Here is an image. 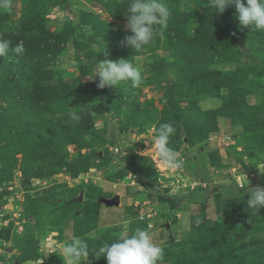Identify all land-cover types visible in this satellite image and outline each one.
<instances>
[{
    "label": "rangeland",
    "instance_id": "374dc122",
    "mask_svg": "<svg viewBox=\"0 0 264 264\" xmlns=\"http://www.w3.org/2000/svg\"><path fill=\"white\" fill-rule=\"evenodd\" d=\"M129 4L13 0L11 8H0L8 32H18L23 20L36 16L43 30L28 36L41 41L42 52L33 66L39 74L52 70L54 77L76 83L67 104L57 99L29 112L13 107L11 86L24 78L0 71V264H67L62 252L73 237L89 246L88 261L81 264H107L100 247L137 228L149 229L153 242L164 247L159 264H218L214 260L226 252L241 264H264V207L252 215L247 203L248 188L264 187V90L247 85L240 115L215 113L227 90L216 97L195 96L173 67L164 71L160 61L171 55L162 30L139 51L126 44ZM177 10L190 14L202 8L196 0H179ZM51 33L55 40L43 46L41 37ZM235 42L236 61L211 68L260 64L244 38ZM105 52L108 59L131 60L141 69L142 82L106 86L103 102L79 107L82 85L98 88V78L90 77ZM19 63L23 74L31 70L28 62ZM248 78L264 83V76ZM79 109L87 111L86 131L82 139L64 144L71 136L68 128L77 124L62 115ZM166 122L176 129L169 146L182 154L179 170H158L150 159L156 151L153 137ZM26 123L37 124L35 133H24ZM115 195L119 203L106 204ZM218 234L234 236L240 249L199 241ZM181 248L185 261L170 255Z\"/></svg>",
    "mask_w": 264,
    "mask_h": 264
},
{
    "label": "trees",
    "instance_id": "16d2710c",
    "mask_svg": "<svg viewBox=\"0 0 264 264\" xmlns=\"http://www.w3.org/2000/svg\"><path fill=\"white\" fill-rule=\"evenodd\" d=\"M169 1L174 4L171 7L170 3L167 4L171 16L162 32L165 34V49L170 51L171 60L165 62L161 60V67L164 71L173 67L181 78L185 79L189 85H192L195 96L216 97L220 95L221 89L227 90L226 96L222 99L220 109L215 113L230 116L240 115L238 109L244 102L245 91H247L244 89L247 88V85L252 86L253 88L251 89L256 91L257 89L264 90V83L248 78L249 75L264 76V30L258 31L250 26H240L235 15L236 7L234 3L228 5L223 13H219L211 7L209 0H196L201 5V12L185 14L177 10L179 0H165V2ZM5 16V13L0 11V36L10 40L13 47L22 43L25 48L23 54H16L10 49L5 56L0 57L1 72L6 73L7 77L11 79H16L17 76L20 77L19 79L24 78L23 82H15L11 86V91L15 92L13 107L18 110L33 112L57 99L64 100L67 104L72 94L76 93L73 88L76 83L65 80L58 75L54 77L52 70L39 74L36 67L33 66L36 65L35 58L37 59L42 52L40 50L41 41L36 43V37L31 36L32 33L28 36V33L33 30H43V24L33 20L36 16L29 15L26 18L29 22L23 20L18 32H8L2 26ZM107 35L110 36L108 33ZM55 37L52 33L41 37L43 46L47 40L54 41ZM237 38H244L248 42L253 53H255L254 55H257L258 59H260V64L258 66L252 64L248 67L236 65L233 70L211 68L216 63H233L236 61L238 51L235 39ZM25 61L30 64L31 70H27L23 74L17 68L20 65L19 62L23 63ZM12 65H14L13 71ZM159 68V66H156L158 72L160 71ZM54 78L55 80L48 82V80ZM82 88L84 90V98L79 105L77 103L79 107L82 106L83 108L86 101H97V103L104 101L105 92L102 89H98L89 83L83 84ZM75 113L79 116L78 120H73L70 114L62 115L66 120L70 118V121H74L77 124L76 127L68 128L71 136H66L64 144L82 139L86 131L87 111L79 109ZM214 118L215 116L212 117L210 123L215 122ZM85 120L87 121L85 122ZM88 123L90 124L91 121L89 120ZM36 127L37 124L31 126V124L26 123L25 128L27 130L24 133H35ZM51 142L53 146L55 145L58 148V139H53ZM72 201L76 203L73 198ZM201 239L199 240L200 242L210 247L214 245L226 247L231 252L240 249V247L236 246V240L232 235L218 234ZM185 244L192 245V242ZM170 255L172 257H178L179 255L182 258V256L187 255V252L184 248L177 251L171 249ZM183 260L184 258L181 259V261ZM214 261L218 264H241L230 252L222 253Z\"/></svg>",
    "mask_w": 264,
    "mask_h": 264
},
{
    "label": "clouds",
    "instance_id": "9594fccd",
    "mask_svg": "<svg viewBox=\"0 0 264 264\" xmlns=\"http://www.w3.org/2000/svg\"><path fill=\"white\" fill-rule=\"evenodd\" d=\"M235 4L236 18L240 26H250L255 30H264V0H209V4L217 12L223 13L230 4ZM13 0H0V8H11ZM126 30L131 34L124 37L128 46L136 51L148 46L158 30L166 28L171 16L170 9L165 0H130L127 10ZM235 34V33H233ZM11 49L16 54H23L25 48L22 43L12 46L11 41L0 36V57L5 56ZM104 52V50H103ZM92 80L98 78L97 87H117L121 82L130 81L133 87L142 82V71L131 60L121 58L118 60H100L95 66ZM73 120L79 116L70 113ZM172 123H162L153 137L158 157L162 165L168 170H179L184 165L180 151L169 146L172 135L175 134ZM264 172V171H261ZM248 208L252 215L264 207V187L248 188ZM187 223V217H185ZM164 247L153 242V235L149 229L137 228L131 235H121L115 242L105 244L99 249V257L105 256L107 264H159L164 258ZM95 257L96 254L94 253ZM67 264H81L88 261L89 246L85 239L73 237L62 252Z\"/></svg>",
    "mask_w": 264,
    "mask_h": 264
},
{
    "label": "built area",
    "instance_id": "2783aa9c",
    "mask_svg": "<svg viewBox=\"0 0 264 264\" xmlns=\"http://www.w3.org/2000/svg\"><path fill=\"white\" fill-rule=\"evenodd\" d=\"M115 149H116V148H115ZM150 159L152 160L154 166H155L158 170H164V169H166V168L162 165V163H161V161H160V159H159L158 154H157L156 151H155L154 153L150 154Z\"/></svg>",
    "mask_w": 264,
    "mask_h": 264
},
{
    "label": "water",
    "instance_id": "95a60500",
    "mask_svg": "<svg viewBox=\"0 0 264 264\" xmlns=\"http://www.w3.org/2000/svg\"><path fill=\"white\" fill-rule=\"evenodd\" d=\"M106 204H117L119 203V197L117 195L113 196L111 199L105 201Z\"/></svg>",
    "mask_w": 264,
    "mask_h": 264
}]
</instances>
